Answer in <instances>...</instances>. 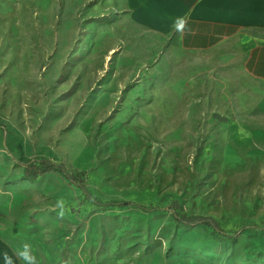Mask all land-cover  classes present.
Returning <instances> with one entry per match:
<instances>
[{
  "label": "rangeland",
  "instance_id": "obj_1",
  "mask_svg": "<svg viewBox=\"0 0 264 264\" xmlns=\"http://www.w3.org/2000/svg\"><path fill=\"white\" fill-rule=\"evenodd\" d=\"M163 30L124 0H0V264L25 243L37 264H264V86ZM41 158L75 182L26 180Z\"/></svg>",
  "mask_w": 264,
  "mask_h": 264
},
{
  "label": "crops",
  "instance_id": "obj_2",
  "mask_svg": "<svg viewBox=\"0 0 264 264\" xmlns=\"http://www.w3.org/2000/svg\"><path fill=\"white\" fill-rule=\"evenodd\" d=\"M124 2L144 24L163 27L185 51L211 53L222 48L228 57L241 58L244 73L264 86V0Z\"/></svg>",
  "mask_w": 264,
  "mask_h": 264
},
{
  "label": "trees",
  "instance_id": "obj_3",
  "mask_svg": "<svg viewBox=\"0 0 264 264\" xmlns=\"http://www.w3.org/2000/svg\"><path fill=\"white\" fill-rule=\"evenodd\" d=\"M47 174H55L62 178H64L67 181L75 182L73 175H71L65 166L61 163H56L47 159H39L35 162H28L25 165L23 175L26 180L29 181H36L39 177ZM81 191L83 192L84 200L85 201H93L91 198L89 192L85 189L84 186H81ZM94 202V201H93ZM96 203V202H95ZM98 204V206L102 207H120V208H126V207H133L134 209L140 210L144 213H156L159 210L156 208H144L140 207L135 204L131 203H119V204ZM173 219L174 221L180 225L183 228H194V227H202L204 229H209L213 233L223 237L224 239H233L235 238L239 233L245 230L257 232L259 229L257 227H243L235 232L227 233L221 227L219 224L210 217H202V216H186V215H179L176 213H173Z\"/></svg>",
  "mask_w": 264,
  "mask_h": 264
},
{
  "label": "clouds",
  "instance_id": "obj_4",
  "mask_svg": "<svg viewBox=\"0 0 264 264\" xmlns=\"http://www.w3.org/2000/svg\"><path fill=\"white\" fill-rule=\"evenodd\" d=\"M183 25H181V28ZM61 208L63 207L61 203ZM61 215H63V211L61 212ZM17 256L26 262V264H37L36 257L32 254L31 246L27 243L23 245V250H17L16 251ZM4 259L5 264H13L12 258L7 254V252L4 253Z\"/></svg>",
  "mask_w": 264,
  "mask_h": 264
}]
</instances>
